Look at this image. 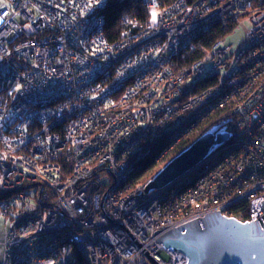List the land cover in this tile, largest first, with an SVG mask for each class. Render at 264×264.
I'll use <instances>...</instances> for the list:
<instances>
[{
  "label": "built area",
  "instance_id": "1",
  "mask_svg": "<svg viewBox=\"0 0 264 264\" xmlns=\"http://www.w3.org/2000/svg\"><path fill=\"white\" fill-rule=\"evenodd\" d=\"M144 2L156 22L119 42L104 33L108 0L0 8V264H185L154 232L264 215V0ZM243 19L247 48L218 39L180 66L198 35ZM223 108L227 141L159 190L130 184L156 142L193 137Z\"/></svg>",
  "mask_w": 264,
  "mask_h": 264
},
{
  "label": "water",
  "instance_id": "2",
  "mask_svg": "<svg viewBox=\"0 0 264 264\" xmlns=\"http://www.w3.org/2000/svg\"><path fill=\"white\" fill-rule=\"evenodd\" d=\"M228 137V133H207L194 140L154 175L145 185V192L170 184ZM261 208L264 211V201ZM153 237L166 249L183 255L185 264H264V215L245 223L214 211L176 228L156 231Z\"/></svg>",
  "mask_w": 264,
  "mask_h": 264
},
{
  "label": "trees",
  "instance_id": "3",
  "mask_svg": "<svg viewBox=\"0 0 264 264\" xmlns=\"http://www.w3.org/2000/svg\"><path fill=\"white\" fill-rule=\"evenodd\" d=\"M152 1L155 3L156 8L161 11L171 7L177 0ZM187 1L188 3H193L197 0ZM102 13L105 19V36L112 42L124 41L133 36L143 26L149 23L151 18L147 13L144 0H108ZM235 26L231 25L226 29L214 26L208 33L198 35L194 39V50L190 52L185 60L183 58L179 62L180 65L184 67V63L187 64V62L202 59L211 43L218 39H225ZM229 117L230 113L227 108L220 109L201 122L198 125V134L189 137L186 141L183 140L171 146L164 141L156 142L153 154L140 164L136 173L129 180L130 184H135L136 182L147 184L158 171L159 157H164L163 160L168 162L177 154L184 151L196 138L207 133L218 134L226 131ZM164 151L165 153L161 156ZM231 210L234 217L240 220H245L249 212L247 205L243 203L234 205Z\"/></svg>",
  "mask_w": 264,
  "mask_h": 264
},
{
  "label": "rangeland",
  "instance_id": "4",
  "mask_svg": "<svg viewBox=\"0 0 264 264\" xmlns=\"http://www.w3.org/2000/svg\"><path fill=\"white\" fill-rule=\"evenodd\" d=\"M196 2V1H195ZM194 3V2H193ZM146 7V6H145ZM249 27L248 21L246 19L241 20L234 29L226 36L224 39V44L229 48L230 52H235L239 49L247 48L246 44H244L245 35L247 32V28ZM187 140V139H186ZM185 140V141H186ZM183 141V140H182ZM181 142V141H180ZM169 144L168 142H165ZM188 148V147H187ZM165 156V155H164ZM158 171L162 169V167L167 163L163 159L164 157H159ZM158 160V159H157ZM171 160V159H170ZM164 161V162H162ZM157 171V172H158ZM109 177L104 176L101 179L102 183H108ZM141 183V182H140ZM6 218L0 212V238L3 236V232L5 229ZM2 240V239H1Z\"/></svg>",
  "mask_w": 264,
  "mask_h": 264
},
{
  "label": "snow or ice",
  "instance_id": "5",
  "mask_svg": "<svg viewBox=\"0 0 264 264\" xmlns=\"http://www.w3.org/2000/svg\"><path fill=\"white\" fill-rule=\"evenodd\" d=\"M97 3H99V0H97ZM8 5H6V3H5V0H0V8H4V7H7ZM91 6V5H90ZM8 15V13L7 12H5V13H3V15H0V20H3V17L4 16H7ZM157 12L156 11H153L152 13H151V18H152V22L153 23H155L156 22V20H157ZM25 27H27V25L25 26ZM17 91H19V87L17 88Z\"/></svg>",
  "mask_w": 264,
  "mask_h": 264
},
{
  "label": "crops",
  "instance_id": "6",
  "mask_svg": "<svg viewBox=\"0 0 264 264\" xmlns=\"http://www.w3.org/2000/svg\"><path fill=\"white\" fill-rule=\"evenodd\" d=\"M1 239H2V237L0 238V262H1V258H2V254H1Z\"/></svg>",
  "mask_w": 264,
  "mask_h": 264
},
{
  "label": "bare ground",
  "instance_id": "7",
  "mask_svg": "<svg viewBox=\"0 0 264 264\" xmlns=\"http://www.w3.org/2000/svg\"><path fill=\"white\" fill-rule=\"evenodd\" d=\"M148 13V12H147ZM149 14V13H148ZM180 66H182V65H180ZM186 66V64L184 63V67Z\"/></svg>",
  "mask_w": 264,
  "mask_h": 264
}]
</instances>
